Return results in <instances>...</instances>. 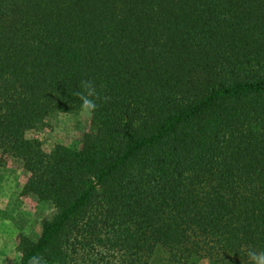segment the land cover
I'll list each match as a JSON object with an SVG mask.
<instances>
[{"label": "trees", "instance_id": "1", "mask_svg": "<svg viewBox=\"0 0 264 264\" xmlns=\"http://www.w3.org/2000/svg\"><path fill=\"white\" fill-rule=\"evenodd\" d=\"M93 80L75 147L30 134ZM104 97H108L107 101ZM54 210L19 264H248L264 251V0H0V158Z\"/></svg>", "mask_w": 264, "mask_h": 264}, {"label": "rangeland", "instance_id": "2", "mask_svg": "<svg viewBox=\"0 0 264 264\" xmlns=\"http://www.w3.org/2000/svg\"><path fill=\"white\" fill-rule=\"evenodd\" d=\"M89 128L90 118L82 117L80 112L57 113L30 135L48 151L57 144L70 148L77 146ZM26 176L19 161L0 158V264H19V238L23 236L35 241L41 232L43 221L54 214L47 203L23 194ZM151 264L174 263L169 261L168 254L162 247H157L152 254ZM187 264L214 263L205 259H191Z\"/></svg>", "mask_w": 264, "mask_h": 264}, {"label": "clouds", "instance_id": "3", "mask_svg": "<svg viewBox=\"0 0 264 264\" xmlns=\"http://www.w3.org/2000/svg\"><path fill=\"white\" fill-rule=\"evenodd\" d=\"M72 95L80 101L79 109L82 117H91L98 108L97 101L101 98L98 94L96 84L93 80H82L79 88L72 92ZM108 97H104L107 101ZM247 257L248 264H264V251H257L253 248L242 249ZM29 264H47L43 257L33 256Z\"/></svg>", "mask_w": 264, "mask_h": 264}]
</instances>
